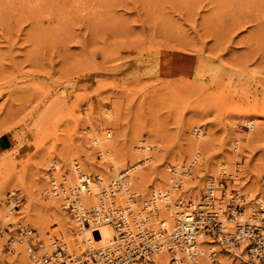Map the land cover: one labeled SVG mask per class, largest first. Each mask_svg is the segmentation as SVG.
<instances>
[{"label": "rangeland", "instance_id": "rangeland-1", "mask_svg": "<svg viewBox=\"0 0 264 264\" xmlns=\"http://www.w3.org/2000/svg\"><path fill=\"white\" fill-rule=\"evenodd\" d=\"M194 126L207 134L210 157L232 153L241 139L240 159L209 176L197 199L181 185L172 202H197L206 183L223 174L242 194L252 191L247 214L264 193V0H0V136L10 140L0 152V183L4 177L13 186L1 183L0 191L4 203L15 193L24 216L0 221V264H32L24 246L21 254L13 252L19 244L10 245L18 226L42 244L34 226L46 225L62 244L59 234L76 220L42 211L49 200L38 179L53 173L52 157L75 153L92 178L110 168L89 147L93 131H110L119 156L139 147L138 131L153 133L160 142L151 148L155 162L142 161L139 174L149 184L165 169L179 182L180 168L190 165L182 158L176 168V159ZM200 159L187 173L198 185L209 175Z\"/></svg>", "mask_w": 264, "mask_h": 264}, {"label": "built area", "instance_id": "built-area-1", "mask_svg": "<svg viewBox=\"0 0 264 264\" xmlns=\"http://www.w3.org/2000/svg\"><path fill=\"white\" fill-rule=\"evenodd\" d=\"M169 172L174 177V171L169 169ZM90 178L87 175L81 176L83 192L87 195L90 194ZM92 179L94 183H100L98 176H93ZM173 179L170 185L175 190H180L181 184ZM214 181L211 180L206 185L205 193L208 196L201 194L198 203L176 199L170 204L168 200L162 199L164 196L156 193L141 203V211L136 216L129 208L121 211L111 202L121 192L127 193L129 203H136L139 198L131 191L124 173L103 189L102 202L89 210H83L80 206L77 199L79 195L76 194L78 191H62L51 187L52 193L60 197L63 210L82 226L88 228L91 225H108L112 228L114 237L104 248L88 252L87 256L69 254L58 240H54L49 254L41 253V244H33L27 234L31 231L22 228L18 229V239L26 238L33 264H151V259L156 254H172L184 250L191 252L194 258L198 255L197 242L203 239L213 241L220 250L233 255L241 248L250 259L264 264V194L259 200H255L252 211L244 215L247 197L241 194V188H237L236 180L221 176ZM79 189L81 188L77 190ZM10 200L14 203L13 209H16L18 205L15 203V196H11ZM215 202H220V207H214L212 204ZM158 205L171 208L174 214L172 225L166 226L163 221L156 225L151 223L150 216H158ZM9 241L12 243L13 239L10 238ZM210 255L212 261L216 262L217 252L213 251Z\"/></svg>", "mask_w": 264, "mask_h": 264}, {"label": "bare ground", "instance_id": "bare-ground-1", "mask_svg": "<svg viewBox=\"0 0 264 264\" xmlns=\"http://www.w3.org/2000/svg\"><path fill=\"white\" fill-rule=\"evenodd\" d=\"M106 115H108V114H106ZM104 129H101L100 132H98V133H95V131H93L94 135H93V137L90 138L91 141L93 140L92 141L93 144H92V146H89L93 150H96L98 152L99 157L105 162L106 166H107V164H109V166H108V167H110L109 169H107V168L105 169V167H104L105 170H101L100 172L98 170V172H96L97 176L100 178L101 182L100 183H94L93 179L90 178V182H89L90 194L87 195V193L83 192L84 190H83L82 185H81V176L87 175V171L85 169L88 168L87 167L88 164L84 163V162L79 163L76 160V158H74V157H76L75 153H71V155H70V153L69 154L66 153L64 155L59 154V157L57 156L58 159L56 158V161L54 159H52L53 158L52 157L50 160H51L52 166L54 168L53 173H52V168L50 171L51 173H48V172L45 173L44 172L45 170H43L42 172H44V173L41 174L42 177H40V179H38L39 188H42V189L44 188L43 192H45L46 197L49 200L48 203L45 205V207H43V209H42L43 213H45L46 215L48 213V214L56 215V216H59V215L63 216V211L66 212L65 210H63V208L60 207V204H59V202L61 201L60 197L55 196L52 193L51 187L61 189L62 191L63 190L64 191H71V190L72 191H74V190L78 191V192H76V194L79 195L77 199H78L80 206L83 208V210H89L93 207L98 206V204H100V202H102L101 192L103 191V189L106 186H108L109 183H111L114 180L115 175H117L116 177H118L119 174H121V173L126 174L127 179H128V183H130V181L134 182L135 187L138 190V192L134 191L132 189H131V191H133L136 195H138V197L141 196L142 198H144L145 196H147V193L150 190L148 196H155L156 193H159V194H161V197L164 196V197H162V199L164 198L166 201L168 200L171 204L173 197H176L177 194L180 192L181 189L175 190L172 185L168 186V182L171 181L173 183L174 179L170 178L167 175V173L165 172L166 170L163 169L164 167H162L163 170L161 169L162 171L160 172V176L153 177L149 184L147 182L143 181L145 178L143 179L141 177V175L139 174V171L145 167L144 163H142V161H147L150 163L155 162L154 161L155 158L153 157L152 154H150V152H152L151 148H153L152 150H154V151L157 150L160 142L156 141L155 137L152 138L154 136L152 132H151L152 133L151 135H150V133L149 134L147 133L148 135H150L149 138H145L144 134L138 131L137 134H135L134 141L135 142L138 141V143L140 144L139 147H133V149H132L133 153H131V154L129 153L128 156H119L115 152L116 149H114L115 147L113 146V142L111 141L112 136H111L110 131H106V130L104 131ZM190 132H191L190 133L191 137L188 139H185L186 140V143L184 144L185 146L183 145L184 150H185L184 155L179 157V159H176V160H178V161H176L177 162L176 168L181 167V166H178V163L181 162L182 158H183L182 161H184V162L188 161L190 166L184 167L185 169L182 167L180 168L183 170L181 172H185V173L183 175H181L183 178L179 179V182H180L179 184H181L183 186L182 188H184L185 190L190 189L191 195H192L193 199L195 200V199H197L198 195L200 194V191L202 190V183L203 182L205 183V181H207V178L209 176L215 175L217 172L219 173V168L220 169L221 168L224 169V167L225 168L226 167L233 168L232 165L234 164L235 159H240L239 155H238V148H239L238 146L241 143L240 142L241 139L240 140H234V141L232 140L233 144H234V148L232 149V153L228 152L227 155H224L221 153V154H217L215 156L210 157L208 155V151H207V134L203 133V130L196 127V126H194ZM246 139H248V138H246ZM131 141H133V140L131 139ZM197 158H201L202 160L205 161V165L200 164V166L198 167L199 170L206 168V170L209 173V175L202 176L201 183L199 185L195 184L194 182H191L189 180L191 178V175H190V177H187L188 176L187 173H190V171H191V166L195 165L197 163V161H196ZM261 160H264V158H261ZM88 163H89V165L91 164L90 160ZM155 165H158V164H155ZM60 166H63V170L65 167L66 172H64L65 170L62 172V170H61L62 167H60ZM157 169L159 171V168H157ZM140 173H142V172H140ZM173 173L175 176V172H173ZM235 175H236V172L234 173L233 176H234V178L236 177L237 179H239V177H238L239 174L237 176H235ZM103 176H104V178H102ZM222 176H224V175L222 174ZM143 177H144V175H143ZM253 178H254V176H253ZM1 179H2L1 183L3 184V186H5L3 190H5L7 188L10 189L11 187L13 188V186L11 184L6 183V182H8L7 179H5L4 177ZM108 179H110V180H108ZM211 180L208 181L206 183V185L211 183ZM147 181H150V180H147ZM34 182H35V180H34ZM1 183H0V185H1ZM262 183H264V182H262ZM130 185H131V183L129 184V187H130ZM206 185H205V187H206ZM150 186H153V187L150 188ZM49 187H50V189H49ZM79 187L81 189L77 190ZM205 187L203 189L204 190L203 196L206 197V196H208V194L205 193V190H206ZM262 187H264V184H262ZM156 188H157V190H156ZM164 188H167V191ZM250 189H251V187H250ZM11 191H13V189H11ZM3 192L5 193L6 191H0V221L1 222H10V221L24 222V218H23L24 216L22 217L21 213L18 210L13 209L14 203L10 200V197L15 196V193H13V192L10 193V195L7 196L6 203H4L3 198H4L5 194H3ZM251 192L252 191H250V193H248L249 195H247V196H253V193H251ZM175 193H176V195H175ZM180 194L181 193H179V195ZM262 194H264V193H262ZM262 194L259 195L258 197H255L254 199H252L250 201L252 206L254 205L255 200H259L262 197ZM148 198L145 197V201L148 200ZM214 198L218 199V197H216V196H214ZM138 199L142 200L141 198H138ZM139 200L133 204L129 203V201L127 200V193L121 192L113 200H111V202L113 203L115 208H117L121 211H126L129 208V210H131L132 214L136 216L141 211V207L139 208V205H140ZM199 201L200 200H198L197 202H194V203H198ZM191 202H193V201H191ZM248 202L249 201H247L246 205H245L244 215L246 214V206H247ZM212 205L214 207H220V202H215V204H212ZM157 208H158V216L151 215L150 216L151 223L153 225H156V223H158V221L160 220V221H163L166 224V226H170L174 220V214L172 212H170V211H172V210H170L171 208L167 207L166 205H158ZM252 209L248 213H250L252 211ZM66 214H68V213H66ZM69 223L70 224L65 229H62L58 238L62 239V241H61V242H63L62 245H64V247L68 253H69V251H72V252H80L81 251L80 254H78V255H75V254L73 255L70 252L69 254H71L73 256H83V255L87 256L88 252L93 253L96 250L104 248L106 246V244L109 243L112 240V238L114 237L113 230L108 225H91L87 228V227L82 226L81 223H79L77 220H75V222L69 221ZM43 226L44 225H42V224H40V226H39V224H36L34 226V229L40 234V239L43 240L42 244L40 243L41 244L40 248L42 249L43 252H41V249L39 252L47 254L48 253L47 251L52 250V246L54 244V242H53L54 238H53V235H47V229L44 228V227L47 228V226L46 225L44 227ZM18 227L22 228V229L24 228L22 226H18ZM6 228L10 230L9 225H7ZM27 234L31 237V239L36 238L35 234H33L32 232H30V233L28 232ZM14 243L19 244L21 248H19V249L13 248V252L18 251L19 253L23 254V252L25 251L23 249V246H24L26 248L27 255L30 259V255H29L30 252L28 249L29 244L27 243L26 238L25 239L24 238H22V239L17 238L10 245H12ZM84 247H86V249L82 251V249H84ZM216 247L219 248L215 243H213V241H211L209 239L198 240L197 247H196L198 255L196 257L192 258L191 252H188L185 250L183 252L176 251L172 254H170L169 252H161L159 254H156L151 259V264H259L257 260L250 259L241 248L235 253V255L231 256V254H229L228 252H226L224 250H220V249L216 250ZM213 251H216V252L224 251L219 255L220 257L216 259V262L212 261V256L210 255V253H212ZM235 257H240L246 263H243L240 259H237ZM30 261L33 264V261L31 259H30Z\"/></svg>", "mask_w": 264, "mask_h": 264}, {"label": "crops", "instance_id": "crops-1", "mask_svg": "<svg viewBox=\"0 0 264 264\" xmlns=\"http://www.w3.org/2000/svg\"><path fill=\"white\" fill-rule=\"evenodd\" d=\"M10 148V140L8 137L0 136V152L8 150Z\"/></svg>", "mask_w": 264, "mask_h": 264}]
</instances>
